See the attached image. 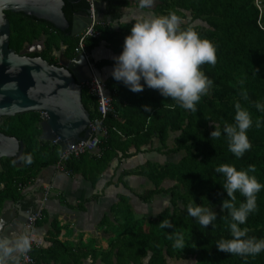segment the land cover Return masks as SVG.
Wrapping results in <instances>:
<instances>
[{"label": "trees", "instance_id": "1", "mask_svg": "<svg viewBox=\"0 0 264 264\" xmlns=\"http://www.w3.org/2000/svg\"><path fill=\"white\" fill-rule=\"evenodd\" d=\"M106 15L98 27L99 38L87 43L93 54L105 44L112 58L96 61V69L114 67V57L121 54L124 38L136 20H123L124 9L132 6L129 0H103ZM85 7L84 2L71 4L64 0L62 11L71 22L73 15ZM264 0H154V15L175 12L181 18V28L192 27L202 39L209 40L216 50V64H205L201 70L213 81L206 96H202L191 112L180 108L171 98L160 95L144 85L139 93L131 92L111 74L103 80L111 96L114 113L104 121L105 137H100V157L85 153L79 158H69L65 167L73 176H80L93 189L103 172L116 161V168L123 159L139 154L158 153L168 159L164 162L145 160L131 169L122 170V177L136 175L145 178L149 187L135 194L142 203L151 202L157 195H167L168 204L148 219L136 217L127 196L117 194V201L110 206L98 225L107 235V248L103 249L90 240L87 246L58 241L59 221H48L45 209L36 226L48 223V246L32 248L30 256L34 264H170L171 261L191 260L192 264H264V251L257 256H240L220 252L216 244L221 239H231L228 210L222 211L221 202L228 199L222 188L224 178L215 168L228 164L238 171L254 165L249 173L264 185V111L256 104L264 105ZM86 8V7H85ZM9 22V48L20 54L27 46L42 42L38 53L28 57H40L49 64L58 65L57 54L74 57L76 37L70 29L60 31L51 24L23 13L5 11ZM118 26V27H114ZM242 82V83H241ZM141 84L144 81L141 80ZM81 101L89 113L90 121L96 116L92 97L82 88ZM247 93V99L241 95ZM240 103L251 117L253 124L247 131L252 147L241 158L228 150L224 126L234 124L235 104ZM143 106L151 111L145 112ZM41 114L27 112L0 118V132L23 144L21 162L0 159V210L7 201L20 205L23 211L35 210V197L26 199V187L49 167H55L60 148L53 142L40 139ZM260 127H256V122ZM219 125L221 136L211 139L210 133ZM236 205L244 197L235 193ZM91 198H95L92 196ZM193 202L211 208L216 220L206 228L189 216L187 206ZM257 209L250 213L241 229H247L245 237L264 239V188L257 193ZM162 220H168L173 228H161ZM173 232H182L185 247H173L169 239Z\"/></svg>", "mask_w": 264, "mask_h": 264}, {"label": "clouds", "instance_id": "2", "mask_svg": "<svg viewBox=\"0 0 264 264\" xmlns=\"http://www.w3.org/2000/svg\"><path fill=\"white\" fill-rule=\"evenodd\" d=\"M154 0H139L141 8H151ZM181 18L174 11L167 15H141L130 28V34L124 38L121 54L114 57V67L111 71L112 78L122 82L131 92L139 93L144 90V85L156 90L166 98H171L185 110L195 112L196 105L202 96H206L213 85L201 70L205 64H216V50L213 44L202 39L192 27L181 28ZM118 27V26H114ZM141 80L144 84H141ZM242 83V82H241ZM241 95L247 99V93ZM258 110L264 111V105L256 104ZM145 112L151 111L148 106H143ZM253 121L250 113L235 104L234 124L225 125L223 133L228 140V150L236 157L241 158L252 147L247 131ZM260 127V122H256ZM221 131L216 125L210 133L211 139H219ZM255 166L249 165L247 170H237L234 166L222 164L215 168V172L224 178L222 184L228 199L221 202L222 211L228 210L231 217L229 229L231 239H221L216 248L220 252L240 256H257L264 251V239L255 237L246 238L247 229L239 226L246 223L250 213L257 209V193L264 188L255 176ZM239 192L244 201L236 205L235 193ZM189 216L206 228L216 220V213L211 208L202 207L193 202L187 206ZM161 228H173L168 220H162ZM173 239V247H185L182 232H173L169 235ZM28 241L23 239L18 247L25 249ZM10 251V249H6ZM0 264L3 260L0 259Z\"/></svg>", "mask_w": 264, "mask_h": 264}, {"label": "water", "instance_id": "3", "mask_svg": "<svg viewBox=\"0 0 264 264\" xmlns=\"http://www.w3.org/2000/svg\"><path fill=\"white\" fill-rule=\"evenodd\" d=\"M77 4L82 0H68ZM64 0H0V118L27 112H42L40 139L50 141L60 150L79 144L89 137L91 123L88 111L81 101V84L91 79L82 57L66 58L62 51L57 54L58 65H52L40 57H28L38 53L42 42L27 46L20 54L9 48V22L5 11L23 13L45 21L60 31L70 29L76 36L89 24L88 12H76L69 22L62 8ZM98 19L106 15L105 1H96ZM95 76L102 80L96 70ZM23 144L0 132V159L21 162ZM29 212L19 211L11 215L5 206L0 210V259L12 256L24 236V226ZM10 249V251H6Z\"/></svg>", "mask_w": 264, "mask_h": 264}, {"label": "crops", "instance_id": "4", "mask_svg": "<svg viewBox=\"0 0 264 264\" xmlns=\"http://www.w3.org/2000/svg\"><path fill=\"white\" fill-rule=\"evenodd\" d=\"M129 1L132 3V6L123 10V20H136L138 15H154L152 7L141 8L139 0ZM152 6H154V3ZM97 54L100 55L99 59L95 58ZM93 56L96 61L112 58L111 52L105 48L104 43H101L100 47L94 51ZM111 71L112 68L104 67L99 72L104 79L111 74ZM103 74H105V77H103ZM150 154H139L129 159H123L119 163L118 168H116V161H113L103 172L100 181L93 189L80 176L72 175L71 177H67L57 171L55 167H49L42 170L29 186L25 188L23 193L26 194V199H29L33 195L37 205L40 200L44 199L45 189H48V197L44 202L45 215L48 221L53 219L59 221L61 228L57 236L58 241H69L74 245L87 246L88 242L93 240L96 245L105 249L107 248V235L104 233V228L99 227L98 223L104 214L109 213L110 206L117 201L116 195L127 196L130 199L134 212H136L134 200H139L135 194H140L145 190H141V185L143 184L138 181L140 180V176H124L121 182H118V176L122 170L131 169L145 160H151L152 157H147L142 162L137 161V158L149 156ZM161 195L168 201L167 195ZM92 196H95V198H91ZM157 197L158 195L153 200H156ZM4 206L5 210L10 211L11 215H16L19 211H23L19 204L11 201L5 202ZM23 212L25 213L26 211ZM48 229V223L35 227V234L42 237V246L49 245V242L46 240ZM20 252L21 248L19 247L12 256L1 258L3 264H17ZM85 264L90 263L89 261H85Z\"/></svg>", "mask_w": 264, "mask_h": 264}, {"label": "built area", "instance_id": "5", "mask_svg": "<svg viewBox=\"0 0 264 264\" xmlns=\"http://www.w3.org/2000/svg\"><path fill=\"white\" fill-rule=\"evenodd\" d=\"M85 4L88 12L89 24L81 30L76 37V46L74 48V57H82L86 63L87 69L90 73L91 79L81 84V89L84 88L87 95L92 97L96 105V118L91 121L88 126L91 133L88 138L81 139L79 144L60 150L58 162L55 165V169L63 173L67 177H71L72 174L65 167V161L69 158H79L85 153H92L96 157H100L101 153L98 150V144L100 137H105L107 128L104 121L108 115L114 113V107L110 94L106 89L105 82L98 80L95 76L96 60L93 54L88 50L87 43L90 40L99 38L100 31L98 27L102 24V20L98 19V10L96 8V1L98 0H82ZM41 119L43 120L47 115L40 112ZM48 189H45V197L37 203L35 210L29 212L27 222L24 226L25 232L23 239L28 241L27 247L21 249L19 261L17 264H34V260L30 256V250L32 248L41 247L42 237L35 234L34 230L36 223L42 219V211L44 209L45 199L48 197ZM22 239V240H23Z\"/></svg>", "mask_w": 264, "mask_h": 264}, {"label": "rangeland", "instance_id": "6", "mask_svg": "<svg viewBox=\"0 0 264 264\" xmlns=\"http://www.w3.org/2000/svg\"><path fill=\"white\" fill-rule=\"evenodd\" d=\"M262 9L264 12V6H262ZM140 16L138 15L137 17H140ZM95 58L99 59L100 55L97 54L95 56ZM103 77H105V74H103ZM147 157H152L151 160L159 161V162H164L168 159L164 155H160L158 153L153 152L149 156H143V157L137 158V161L142 162ZM139 179L140 180H138V181L141 184H143V185H141V190L149 187V182L145 178L139 177ZM134 204H135V208H136V212H135L136 217L139 219H148V217L155 216L160 210H162L163 207L167 206L168 201L166 200L165 197H162V195H160V196L158 195L157 199L149 202V204L148 203L143 204V203H141L139 201H135V200H134ZM170 264H192V262H191V260H180V261H174L173 260L170 262Z\"/></svg>", "mask_w": 264, "mask_h": 264}, {"label": "flooded vegetation", "instance_id": "7", "mask_svg": "<svg viewBox=\"0 0 264 264\" xmlns=\"http://www.w3.org/2000/svg\"><path fill=\"white\" fill-rule=\"evenodd\" d=\"M83 9L85 10L86 8H85L84 6H81V9H80V10H83ZM80 10H79V11H80Z\"/></svg>", "mask_w": 264, "mask_h": 264}]
</instances>
